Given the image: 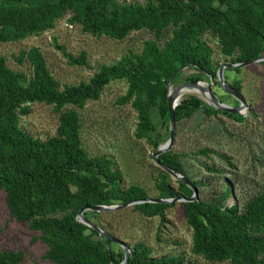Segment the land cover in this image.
<instances>
[{
	"label": "trees",
	"instance_id": "trees-1",
	"mask_svg": "<svg viewBox=\"0 0 264 264\" xmlns=\"http://www.w3.org/2000/svg\"><path fill=\"white\" fill-rule=\"evenodd\" d=\"M66 16L69 24L97 37L122 41L132 32L145 30L153 39L146 40L140 52L129 51L116 63L102 65L87 82L73 85L62 86L55 79L38 47L22 50L15 58L19 64L27 62L29 75L10 69L0 56V192L5 195L11 219L27 224L46 245L44 260L53 264H120L124 250L79 222L77 213L86 206L144 201L148 195L139 185L123 188L122 174L112 160L88 155L82 147L78 111L89 101L99 100L111 81H125L126 92L116 104L129 105L136 113L134 138L144 140L155 152L169 137L167 83L178 69L194 66L193 73H178L171 84L209 82L211 76L214 85L221 88L216 77L219 65L212 63V50L202 36H212L221 59L230 64L264 57V0H0V45L39 36ZM167 30L170 37L163 40ZM54 47L68 65H87L84 52L75 58L64 47ZM244 70L237 67L223 72L224 80L240 94ZM224 95L217 97L221 103L239 105ZM34 103L53 106L59 114L56 134L46 140L19 127V116L28 115ZM153 109L165 127V134L158 133V138L154 137L157 125L151 116ZM198 111L206 117L221 114L238 122L246 120L190 96L175 109V127ZM183 156L169 150L157 160L191 181L200 193L197 201L177 203L191 230L192 255L208 263L264 264V186L256 184L241 196L242 185L237 180L229 181L209 166L204 167L218 176L215 181H192L180 161ZM168 176L161 169L154 179L157 199L192 196V190L181 181L172 188ZM231 197L234 202L228 205ZM172 206L136 203L129 211L140 218L159 217L163 221L165 211ZM126 209L85 211L83 216L114 237L99 219ZM128 247V264H193L182 256L153 257L151 248L142 241ZM23 256L21 251H1L0 264H20Z\"/></svg>",
	"mask_w": 264,
	"mask_h": 264
},
{
	"label": "rangeland",
	"instance_id": "rangeland-1",
	"mask_svg": "<svg viewBox=\"0 0 264 264\" xmlns=\"http://www.w3.org/2000/svg\"><path fill=\"white\" fill-rule=\"evenodd\" d=\"M118 1L143 3V0ZM68 17L58 20L53 29L39 36H30L17 43L1 44L0 56L6 59L10 69L29 75L30 67L27 62L19 64L15 58L22 50L38 47L51 74L64 86L87 82L102 65L116 63L129 51L140 52L143 43L153 39L152 34L145 30L132 32L122 41L105 36L97 37L82 32L79 26L69 24ZM168 37L170 30L165 32L163 40ZM202 39L212 50L214 65L228 63L221 59L218 44L212 36L204 35ZM55 44L64 47L75 58L84 52L87 65H68L62 53L55 49ZM244 69L241 95L248 107L242 111L246 120L238 122L221 114L206 117L198 111L190 119L177 124L170 148L175 153L184 154L180 161L192 181H215L218 176L204 167L209 166L220 170L229 181L237 180L242 185L239 188L241 196L248 194L256 184L264 186V65L252 64ZM193 72L192 69H186L182 75ZM181 83L171 84V87ZM207 83L204 81L203 85L206 86ZM126 89L125 81H111L103 88L99 100L89 101L78 111L82 147L89 156H106L112 160L114 168L122 174L123 188L132 184L139 185L145 189L148 198L155 199L158 191L154 187V179L161 168L152 159L154 151L150 145L134 138L136 113L129 105L116 104V100L125 94ZM211 89L217 97H225L221 88L213 85ZM190 96L205 101L195 94H185L182 99ZM151 116L157 125L154 137L158 138V133L165 134V127L156 109L151 111ZM58 117L53 106L34 103L30 105L28 115L19 116V127L34 138L46 140L56 134ZM201 150H208L209 153L199 154ZM168 184L177 188V180L170 175ZM198 194L200 195L199 191ZM4 196L0 192V252H23L20 264H53L43 259L47 247L37 240L38 235L27 224L11 219ZM233 202L234 198L231 197L227 204L231 205ZM129 209L130 207L117 215L106 214L99 219L104 228L111 230L114 237L127 246L131 247L135 242L142 241L151 248L153 257L182 256L193 264H225L208 263L192 255L191 230L186 226L177 203L165 211L163 221L159 217L140 218Z\"/></svg>",
	"mask_w": 264,
	"mask_h": 264
},
{
	"label": "water",
	"instance_id": "water-1",
	"mask_svg": "<svg viewBox=\"0 0 264 264\" xmlns=\"http://www.w3.org/2000/svg\"><path fill=\"white\" fill-rule=\"evenodd\" d=\"M259 62H264V57L251 60L245 63H239V64H220L216 73L217 80L220 84L221 89L229 95L231 98L239 102V105L237 107H232L229 106L225 103H221L218 99L215 93L212 91L211 87L214 85L213 83V78L209 76V82L205 85H203L204 82H184L179 84L178 86L172 88L171 87V82L173 77L178 74L182 73L186 69H191L194 68L193 65H188L185 67H182L178 69L169 79L167 83V88H168V93L166 96V102H167V108H168V114H169V125H168V130H169V137L168 140L161 146L157 148V150L152 154V159L158 165L163 171H165L168 175L173 177L177 181H181L184 183L187 187H189L193 194L190 198H173V199H152V198H147L144 201H139V202H133L129 204H125L122 206H102V205H96V206H86L83 209H81L77 213V219L79 222L83 223L84 225L90 227L91 229L95 230L100 238L108 239L110 240L113 244L118 245L124 250V259L120 264H128L129 256H130V248L120 241L119 239L113 237L112 235L106 233L103 231L99 226L95 225L94 223L87 221L85 217L83 216V213L85 211H94L97 213H102V212H110V211H115L117 209H124L131 207L132 205L136 203H163V204H169V205H174L175 203H181V202H194L198 200V190L195 188L191 181L188 179L184 178L182 175L174 172L173 170L169 169L168 167L161 165L159 161L157 160L158 156L161 155L164 152H167L170 150L173 141H174V136H175V109L179 105V103L182 100L183 96V89H190L193 87H196L200 89L202 92H207L208 94V101H204L207 105L213 107L214 109L224 111L226 113L230 114H239L243 115L242 111L247 107L245 104V101L242 97V95L237 92L231 85H229L223 78V72L225 69H230V68H244L247 66H250L252 64H256Z\"/></svg>",
	"mask_w": 264,
	"mask_h": 264
},
{
	"label": "bare ground",
	"instance_id": "bare-ground-1",
	"mask_svg": "<svg viewBox=\"0 0 264 264\" xmlns=\"http://www.w3.org/2000/svg\"><path fill=\"white\" fill-rule=\"evenodd\" d=\"M185 94H195V95H199L201 96L205 101H208V94L207 92H202L200 89L196 88V87H193V88H190V89H183V96ZM182 96V97H183Z\"/></svg>",
	"mask_w": 264,
	"mask_h": 264
}]
</instances>
